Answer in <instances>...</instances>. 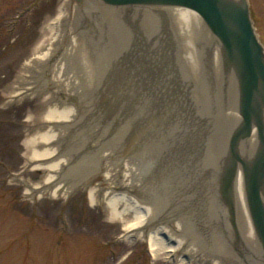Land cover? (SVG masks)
<instances>
[{
  "label": "rangeland",
  "instance_id": "1",
  "mask_svg": "<svg viewBox=\"0 0 264 264\" xmlns=\"http://www.w3.org/2000/svg\"><path fill=\"white\" fill-rule=\"evenodd\" d=\"M65 2L68 3L67 8L63 9ZM248 3L256 32L264 45V0H248ZM91 4L93 9H87L86 13L77 16L75 36L79 38L77 53L84 55V58L86 56L89 66L94 67L90 70V79L97 77L98 82L94 87L96 92L90 89L83 91L81 100L85 105L78 109L79 113L83 116L91 113L94 109L92 104L96 106L103 96L110 95L113 98L111 101L119 105L116 109L118 114L127 111L135 114V120L131 118V122L136 121L135 127L140 124V134L132 138L134 146L127 150L128 154L137 151L140 140L145 137L144 141L154 143L160 139L162 143L157 142L160 143L159 152L164 150L161 158L170 164L178 163L179 167L194 164L204 170V163L209 164L211 159L218 163L225 149L227 123L224 117L228 111L224 108L225 101L219 96L221 85L214 81V75L210 77L207 73V64H210L207 58L209 32L200 26L196 31L189 32L187 26L183 38L168 12L133 7L125 8L134 12L133 15L120 17L115 11L120 8L109 7V11L99 12ZM74 6H77L74 0H0V264H176L166 250L154 256L146 237L134 238L133 230L124 228L127 220L110 217L103 202L91 203L90 190L99 189L98 198L111 192L110 183L105 181L106 167L99 165L100 152L75 164L72 169L68 167L71 172L67 174L73 173L77 176L76 182L81 181L75 185L78 187L76 193L68 189L69 192L63 196H49L46 191L43 194L40 190L42 185L49 184L50 188H54L57 184L65 183L61 178L58 181L57 175H52L54 170L48 173L43 165L51 160L67 165L68 155L64 153L69 152L65 146L60 147L61 141L57 140L55 131L58 120L45 119V113L53 107L76 109L75 100L64 98L61 94L63 88L58 89L50 71L46 72L48 82L44 84V90L38 92L30 89L23 94L20 83L30 88L32 85L28 83L37 82L31 78L22 80L20 76L24 74L27 61L34 60L35 54L49 44L56 24L68 19L67 24L70 25L76 18ZM186 10L197 15L194 11ZM192 25L193 22H190L191 29ZM187 46H193L195 61L200 69L199 77L192 75L191 66L184 58V54L189 52ZM121 69H127L132 76L135 70L137 79L110 86L111 90L105 93L103 86L112 84L107 81L108 72L112 76L120 75ZM154 76L158 86L148 82ZM210 78L214 81L212 85ZM145 89L150 90L152 96L148 93L145 96ZM136 90L138 94L134 95ZM160 93L166 104L162 105L160 118L157 119V115L150 116L146 110L149 97L152 102H157ZM92 98L97 102L93 100L91 104ZM99 109L95 108L97 114ZM193 110H196V115L201 114L198 120H194L196 122H193ZM97 119L98 116L96 119H86L89 123L84 125V131H74L76 133L71 136L67 133L66 138L75 143L80 133L79 140L93 146L95 132L104 125L106 128L110 126L107 125L110 120L100 122ZM76 120L79 122V118ZM190 125L196 128L192 134L188 130ZM48 131L53 132L50 140L31 143L34 134ZM170 132L171 137L165 139L163 135ZM131 133L128 131V136ZM124 140H112L107 136L103 140L107 145L110 142L116 163L119 158L124 160L127 156L126 153L120 157V150L124 146L120 142ZM101 145L99 147L104 149ZM107 145L106 149L109 148ZM49 147L54 149L49 156L31 157V150ZM203 170L200 173L205 175ZM187 172L184 170V174L187 175ZM47 174L51 179L46 183ZM84 177L88 179L83 182ZM169 177L174 182L178 178L174 174ZM54 181H57L55 185L52 184ZM31 187L38 191L33 193ZM112 187L116 193L122 191L118 185ZM186 188L183 182L164 183L159 188L151 189L153 196L145 195L142 200L147 206L154 207L153 204L159 203L167 211L172 205L176 212L185 213L191 225L185 234L191 235L192 231L202 239L206 237L204 244L200 243L204 248L210 247L215 251V246L220 242L229 247L228 224L225 214L218 213L216 198L212 193L211 198L208 195L210 199L202 197L199 190L206 188L195 184L192 190L194 196L190 200L192 208L189 210V202H183L177 195ZM211 190L215 192L213 187ZM154 223L156 226L152 231L162 224ZM176 254L179 255L180 251L177 250ZM207 264L226 263L224 260L218 263L209 260Z\"/></svg>",
  "mask_w": 264,
  "mask_h": 264
},
{
  "label": "bare ground",
  "instance_id": "2",
  "mask_svg": "<svg viewBox=\"0 0 264 264\" xmlns=\"http://www.w3.org/2000/svg\"><path fill=\"white\" fill-rule=\"evenodd\" d=\"M67 4L68 3L65 2L63 9L67 8ZM95 7H97V11L99 12H107L110 9L109 7L99 5V4H96ZM74 8L76 10L75 11L76 18L72 21L70 25L67 24L68 19H63L62 22H58L56 24V31L53 34L52 38L50 39L51 41L49 42V44L45 48L43 47L42 49H40L35 54L36 58L34 60L29 59L27 61V64L25 65L23 69L24 74L20 76L22 80L26 78L27 79L31 78L33 81L37 82V84H34V82L28 83L32 85L30 88L24 87L25 84L20 83L22 85V88H20L22 90L21 92H23V94H26L27 91H29L30 89L33 90V92H36V91L38 92V90H41V89L44 90V84L48 82L47 77H46V72L50 71L53 74V79L54 81H56V85L58 89L63 88V93L61 94L64 96V98L75 100L74 104H75L76 109H73V108L57 109L56 107H53L47 110L45 113V119H52L53 121L58 120L57 121L58 123H56L58 128L56 129L55 134H57L58 136L57 140H60V141H62L63 137L67 135L68 131H70L71 128L72 129L73 127L76 128L77 125H80V127L76 128L75 131L79 132L80 129L81 131L82 130L84 131V126L82 124H84V122L87 123L86 118L89 116H87L86 114L83 116V114L79 113L78 109H80L81 106L85 105L83 102L84 100H81L83 98V93L86 92L87 90L89 91V89L90 91L96 92V89H94V87L96 86V83L98 82L96 80L97 77H92L90 79V76L92 73L91 71L94 69V67L89 66L86 56H85L86 58L85 59L84 55L81 56V53H77L78 47H79L77 44V40H79V38L75 36V31L77 30V26L75 27V25L76 23H78L77 16L81 13H86L87 9L88 11H90L89 9H93V8L92 7H88V8L78 7V6H74ZM141 9L154 10L155 12H160L159 10L165 11V13L168 12L173 22V25L176 27L178 34L180 33L181 36L187 30V26H188L189 32L196 31L198 29V26L203 27V24L197 15L190 14V12H188L186 9H183L180 7L168 6V7H154L153 8V6H147V7H142ZM115 11H116V15H119L120 17L126 16V15L131 16L134 13L132 11H128L125 8L116 9ZM135 14H137V12ZM190 22L191 23L193 22L192 29L189 27ZM207 38H208V45H207L208 55L210 57L211 71L213 72L211 74L214 75V78H215L214 81H217V84H218L220 81L218 80L219 78L218 72L220 68L219 46H218V42L214 39V37L207 34ZM188 50L189 52H187L188 54H184V58L187 62H189V65L191 66L192 75L199 77L200 69H199L197 62L195 61L193 46H191V48L187 46V51ZM36 68H39L40 71H38ZM126 70L127 69H124V70L121 69L120 75L114 74L113 76L111 73L108 72L107 81H110V83L112 82V84L103 86L105 93L109 92L111 90L110 88L113 86L115 87L116 85L120 83L127 84L128 82L135 81L137 79L135 70H134L133 76L131 74H128ZM140 70H142V68H140ZM125 71L126 73H124ZM198 77L196 78L198 79ZM148 82H150V80H148ZM156 83L157 82H154V84L158 86V84ZM198 84L199 83H197V85ZM233 84H235V82H234L233 76L230 75L229 85L227 86V92H228L227 106H230L231 112L226 113L224 117L225 122L227 123V126H226L227 129L225 131V135H228L230 130L234 128L237 125V122L239 121L238 114L236 113L234 109L235 107V101H234L235 88ZM152 85L153 84H151V86ZM196 89L198 90V88ZM137 90L134 91V95L138 94ZM145 91H144L145 93H143L145 94V96H147L148 94L152 96V94L150 93V90L145 89ZM219 92L218 94L220 98L223 99L221 95V92H222L221 88L219 89ZM194 95H195V92H194ZM105 96L108 97V99L105 100L107 102H110L111 99H113L110 97V95L108 96L105 95ZM93 100H95V98H92L90 100L91 104ZM149 100H150L148 103L149 107L147 108L146 112L147 113L150 112L149 114L150 116L157 115L158 118H160L158 114L159 112H161L159 108L162 106L157 105L156 102H152L150 97H149ZM105 101L102 98L99 101V103L97 101H96L97 103L95 102L97 104L96 106L92 104L94 110L95 108H98L100 106L103 108L104 106L102 105L104 104L102 103ZM117 108H118L117 105H114L111 109L115 110ZM98 111H99V114L96 113V115L98 116V120L102 122L104 115L103 113H100V109ZM195 111L196 110H193V113L196 116V117L195 116L193 117V122H196L194 120L195 119L198 120L199 116L201 115V114L196 115ZM71 118H72V121L70 122L69 120H71ZM78 118H79V122H77L76 120ZM131 118L135 120V115L127 111L124 113L123 117L119 118V120L122 121L123 119L124 120L126 119L127 120L125 121L126 126L128 125L127 127H129ZM113 121L114 119L110 120L107 125L108 126L112 125ZM194 125L196 124H193V126ZM104 126H102V128H100L99 131L95 132L93 139H96V140H93L92 142H94L93 147L95 149L96 147L98 148L101 144H102L101 146L104 147V149L101 148V150L99 151L100 154L98 157V161H99V165L104 164V167H106L107 171L105 173V181H108L110 183L111 192L104 194L102 198H98L97 194L100 192V190L99 189L90 190L89 197H90L91 203L95 204L97 202H103V205L105 209L108 211L110 217L116 218V219H126L127 222L124 224V228L132 229L133 233L135 234L134 238L146 237V240L148 241L150 249H151V253L154 256H157L161 251L166 250L167 253L170 254L171 256L170 258L176 264H182V263L190 264V262H194L196 264L198 263L207 264L209 260H212V261H215V263H218L219 260L222 261L225 258H232L227 246L223 245L222 242L218 243V245L215 246L216 247L215 251H212L210 250V247H208L207 249L201 245V244H204L203 243L204 241H206V237L205 239L204 238L202 239L201 237L198 236V234L195 235L192 231H191V235H186L185 232L189 230L190 228L189 226L191 225H189L190 221L187 219V216L185 213L176 212L177 210L172 205L169 206L167 211H165L163 206L159 205V203L157 204L155 203V205L153 204L154 207H152L151 205L147 206L144 204V200H142V197L144 198L145 195L147 196L149 194L151 196L154 195L153 193L151 194L152 188H159V186H162V184L169 183V182H172L173 184H181L183 182V184L187 185V188L185 190L187 191L186 193L187 195L185 194V191L180 192L177 195L179 198H182L180 200H183V202H189V205H188L189 210L190 208H192L191 207L192 204L190 203V200L194 196L192 195L193 193L192 190H194L193 188H195V184L202 185V189L205 187L206 188V189L204 188L205 191L199 190V192L200 194H202V196H205L206 198L210 199L211 193H212L211 188H212V185L215 183L214 178H215L216 169L218 167L217 163L214 162V159H211L209 164L207 161H206L207 163H204L205 164L204 170L199 169V167H195L197 165H194V164H191L190 166L186 165V167H184V165L179 167L178 163L170 164L169 161H164V158L163 157L161 158L164 150H161V152H159L158 147H159V144L162 143L160 139L158 140L160 142L159 144L157 143L158 141L154 143L150 140H146L148 142L147 143L146 141H144L145 137H143L140 140L139 148L138 149L135 148V150L137 149V151L135 152L133 151L132 153L128 154L127 150L131 148L132 145L134 146L133 144L134 141L132 143V140H133L132 138L129 141V137H126L128 134L126 133V136L123 137L125 138L124 142L123 141L120 142L121 145H124L123 148L120 150L121 151L120 157L122 155L124 156L126 153H127V156L125 157L124 160H121V158H119V162L116 163L113 160L116 158V156H114L113 150L109 146L110 142H108V145L107 143L103 142L104 138L107 135L106 127ZM139 126L140 124H138L137 127L134 126L135 128L131 129L132 131L135 132L134 133L135 136L137 133L140 134ZM193 126L191 125L188 126L189 133L191 134L196 129ZM75 133H72V134H75ZM163 136L165 137V139H168L171 137V132L169 135L167 133V134H164ZM193 136L195 137V135ZM52 137H53V132H49V131L39 132V133L34 134L31 137V143L32 144L44 143L50 140ZM226 137L227 136L224 137V141ZM120 140H122V138ZM168 143H169V140H168ZM106 145L109 146V148L106 149L105 147ZM255 145L256 143H255V138L253 135L248 140H246L240 145L239 153L242 154L244 157H248L254 151ZM75 147L76 146H71L70 151L74 152L76 150ZM59 150H60V147H59ZM53 151L54 149H52L51 147L41 149V150L33 149L31 150L30 154L32 158L37 159V158L47 157ZM93 154L96 155L95 152H93ZM163 156L165 155L163 154ZM101 160L103 161L101 162ZM55 161L54 162L51 161L48 164L46 163L43 166L44 168H46L48 173L54 170L53 171L54 173L52 175H59L62 169H64V163H61L58 160H55ZM175 161L177 160H174V162ZM94 164L95 163H93L92 165L96 167V165ZM56 169L60 170V172L55 171ZM184 170L188 171L187 175L184 174ZM201 170L204 171L205 175H202V173H200ZM193 173H196L197 176L195 177ZM170 174H174L175 178L178 177L176 178L177 181L175 180L176 183L173 180H171V178L169 177ZM167 177H169V179H167ZM50 179H51V176L49 175L46 176L45 182L46 183L49 182ZM180 180H182V182ZM56 183L57 181H54L52 184L55 185ZM65 183L72 184L73 180H71L70 182H65ZM65 183L62 185L57 184L58 186H54V188H50L49 184L42 185V189L40 190H42L41 192L43 194H44V191H46L49 196H63L67 194V192H69V190H71L72 187L75 186L76 183L78 182H76L75 180L74 182L75 184L73 183L71 186L66 185ZM112 185H118V187H120L122 191L117 192V193L114 192L115 189L112 187ZM31 190L33 193L38 191V189L32 188V187H31ZM132 194L133 196H135V198L136 197L137 198L134 199L133 196H131ZM208 195L210 196V198ZM233 197H234V202H235V207H236V217H237L240 233L242 234L248 247L253 252L258 253L260 251V247L256 241V238H255V235H254L251 223H250V219L248 216V212L246 209V204H245L244 194H243L242 174L240 170L236 172V175L234 178ZM165 208H167L166 205H165ZM154 216L156 217V219H153ZM155 221H157V223L159 222L162 224H160L159 227H157L154 231H152L153 230L152 228H155L156 226V224L154 223ZM164 226H168V227L166 228ZM131 239H133V237ZM177 250L180 251L179 255L176 254ZM205 255L208 256L209 259H207Z\"/></svg>",
  "mask_w": 264,
  "mask_h": 264
},
{
  "label": "water",
  "instance_id": "3",
  "mask_svg": "<svg viewBox=\"0 0 264 264\" xmlns=\"http://www.w3.org/2000/svg\"><path fill=\"white\" fill-rule=\"evenodd\" d=\"M78 7H91L96 4L111 8L180 7L194 11L203 27L214 37L219 46L220 68L218 80L221 85L224 108L227 106L229 77L233 76L235 111L239 121L226 135L225 149L220 155L215 173L212 192L218 204V213L225 214L228 226V250L232 258L223 259L226 264H264V45L260 41L251 18L248 0H74ZM208 54V51H207ZM210 61L209 55H207ZM210 64H207L208 76H212ZM150 83L158 82L155 77ZM215 80V79H214ZM211 85L213 80H209ZM105 101V96H103ZM157 105L166 104L163 94ZM174 103L175 99H174ZM100 111L104 120H112L107 127V137L120 140L126 136L124 114L111 109L115 104L103 102ZM107 106V107H106ZM229 108V109H228ZM111 109V110H109ZM162 107L159 108L161 111ZM94 111V109L92 110ZM135 115V114H133ZM158 115H161L159 112ZM136 116V115H135ZM163 116V115H162ZM165 116H167L165 114ZM159 119L158 117H156ZM98 120V119H97ZM125 123V124H124ZM136 121L130 122L129 141L135 136L132 128ZM254 135L255 149L248 157L239 153L240 145ZM95 151H98L96 149ZM240 170L243 181V194L250 223L260 247L253 252L247 245L236 217L233 197V182ZM205 191V190H204ZM202 195V194H201ZM205 197V196H202ZM200 197V198H202ZM231 250H230V249Z\"/></svg>",
  "mask_w": 264,
  "mask_h": 264
},
{
  "label": "flooded vegetation",
  "instance_id": "4",
  "mask_svg": "<svg viewBox=\"0 0 264 264\" xmlns=\"http://www.w3.org/2000/svg\"><path fill=\"white\" fill-rule=\"evenodd\" d=\"M87 116H89L88 118H91V119H95L96 118V113H89V114H86ZM88 123H89V121L86 123V122H84V124H82V125H88ZM72 133H74L73 131L72 132H70V133H68V136H71L72 135ZM77 135H79V138L77 139L76 138V142L75 143H73V142H71V141H69V139L70 138H66V136L62 139V141H61V143H60V147L63 145V146H65L68 150H69V152H67V153H64V154H67L68 156V158H67V162L68 163H66L67 165H66V168L65 169H63L61 172H60V174L59 175H57V177H58V179L59 178H61L63 181H65V182H70L71 180H73L74 182H75V180H76V175H74L73 173H69V174H67L68 173V171L69 172H71L70 170H69V168L70 169H72V168H74L75 167V164L76 165H78L77 163H81V162H84V161H86V159L87 158H90V157H92L94 154H93V151L91 150V145H90V143H85V142H82V141H80L79 139H80V137H81V135L80 134H77ZM66 138V139H65ZM64 139H65V141H64ZM69 143V144H68ZM71 146H76L75 148H76V150L73 152V151H70V149H71ZM66 150V149H65ZM69 167V168H68ZM67 171V172H66ZM65 172V173H64ZM66 174V175H65ZM65 175V176H64ZM67 176V177H66ZM88 179V177H84V180H82L83 182L84 181H86ZM67 180V181H66ZM79 182H81V181H79ZM78 182V183H79ZM77 183V184H78ZM72 190H73V192H77V190H78V187L77 186H74V187H72ZM72 190H71V192H72ZM70 192V193H71Z\"/></svg>",
  "mask_w": 264,
  "mask_h": 264
}]
</instances>
